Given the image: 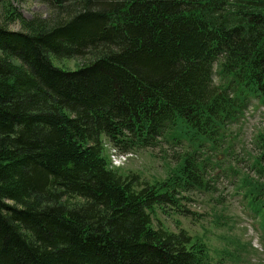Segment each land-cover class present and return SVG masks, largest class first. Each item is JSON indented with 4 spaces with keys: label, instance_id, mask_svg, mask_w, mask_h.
I'll list each match as a JSON object with an SVG mask.
<instances>
[{
    "label": "trees",
    "instance_id": "1",
    "mask_svg": "<svg viewBox=\"0 0 264 264\" xmlns=\"http://www.w3.org/2000/svg\"><path fill=\"white\" fill-rule=\"evenodd\" d=\"M38 1L25 19L0 0L21 27L0 26V264H208L151 222L203 186L196 152L148 184L108 151L179 124L213 142L264 102V0Z\"/></svg>",
    "mask_w": 264,
    "mask_h": 264
},
{
    "label": "rangeland",
    "instance_id": "2",
    "mask_svg": "<svg viewBox=\"0 0 264 264\" xmlns=\"http://www.w3.org/2000/svg\"><path fill=\"white\" fill-rule=\"evenodd\" d=\"M7 1L25 19L49 15L38 0ZM3 4L0 26L20 30L18 22L4 19ZM61 64L77 67L76 61ZM214 81L218 84L217 76ZM263 147L264 102L253 100L244 117L213 142L179 124L155 148L127 154L110 149L108 168L123 175L134 173L148 184L161 183L177 174L185 156L196 152L203 186L186 194L175 210L155 207L152 226L186 232L193 242L205 246L208 264H264V209L258 207L264 205Z\"/></svg>",
    "mask_w": 264,
    "mask_h": 264
}]
</instances>
